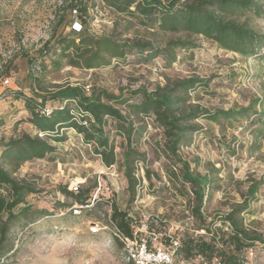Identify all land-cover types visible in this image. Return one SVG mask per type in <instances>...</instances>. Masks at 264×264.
<instances>
[{
	"label": "rangeland",
	"instance_id": "rangeland-1",
	"mask_svg": "<svg viewBox=\"0 0 264 264\" xmlns=\"http://www.w3.org/2000/svg\"><path fill=\"white\" fill-rule=\"evenodd\" d=\"M84 1L91 34L157 42L171 37L160 36L139 25L125 34L124 19L114 30L115 14L103 0ZM64 7L65 0H0V70L11 68L9 76L0 75V142L23 132L36 134L28 123L30 114L23 100L13 97L16 92L32 96L34 87L49 91L53 86L69 84L88 86L89 91L103 89L118 94L121 88L133 90L146 86L152 89L155 84H162L165 77L197 76L206 79L208 86L191 94L192 104L210 110H228L246 107L250 101L258 99L260 103L255 109L264 110V48L258 54L244 57L200 36L193 38L196 48L179 51L177 61L169 67H165L160 58L138 63L132 56L124 62L113 60L109 66L90 70L71 67L66 59L60 61L59 67L54 66L52 62L59 60L58 52L40 59L45 42L53 43L71 29L70 10ZM237 18L247 20L256 31L264 33V17L246 13ZM73 37L77 43L78 38ZM34 58L40 59V70L29 75L28 60ZM252 118L256 117L251 115ZM198 124L201 132L193 134L191 143L180 150V156L190 162L195 173L205 174L211 168L216 172L211 175L212 184L201 209L205 218L203 226L214 222L213 231L223 227L225 232H230L229 225H222L219 218L246 203L238 220L247 230L264 236V124L250 125L249 119L243 118L220 123L199 120ZM61 132L64 141L51 142L57 146L55 154L24 163L12 173L17 180L36 183L40 193L28 196L26 201L32 209H46L51 215L33 222L16 220L6 246V249L11 245L13 248L0 264H126L121 258L122 246L114 239V228L109 221L111 205L128 213L138 242L155 238V242L168 245L170 238L179 243L185 234L194 237L206 234L202 224L190 213L189 186L186 185L184 196L179 195L166 177L164 165L169 160L154 151L155 144L162 139L161 132L152 125L139 140V151L145 152L146 158L136 163V176L141 178V184L136 186L137 194L132 203L127 202V182L123 175L124 140L112 136L116 163L106 168L94 154L92 145L83 143L80 134L73 129ZM146 168L151 183L145 178ZM97 177L107 183L108 192L101 189L96 195L92 190ZM70 182L78 183L79 191L90 190L89 206L80 207L72 199L62 197L57 187L66 184L69 188ZM252 182H259V186L248 199L246 192ZM57 202H67L69 206L60 208ZM152 220L156 224L150 225ZM92 227L99 231L92 233ZM176 255L179 259L182 256L177 252ZM240 260L242 264H264V244L255 243L241 253ZM185 264L204 263L193 258Z\"/></svg>",
	"mask_w": 264,
	"mask_h": 264
},
{
	"label": "trees",
	"instance_id": "trees-1",
	"mask_svg": "<svg viewBox=\"0 0 264 264\" xmlns=\"http://www.w3.org/2000/svg\"><path fill=\"white\" fill-rule=\"evenodd\" d=\"M105 6L115 14L113 28L124 19L125 34L134 26L145 30L151 29L160 36L170 35L167 40L156 41L146 38H116L113 34L96 36L87 26L88 8L84 0H65V9L70 10L73 20L68 34H62L51 43H44L40 59L58 52L59 60L53 61L56 67L66 59L71 67L85 70L106 67L113 60L124 62L128 56L138 63H148L160 58L165 67L177 61L181 50L196 48L194 37H204L215 42L220 48L239 53L246 57L260 53L264 48V33L256 31L247 20L237 17L246 13L264 17V0H103ZM75 11V14H73ZM64 20L63 16L60 19ZM79 22V29L72 28L73 22ZM76 35L78 42L75 43ZM264 56V54H263ZM40 59H29L32 75L40 70ZM11 68L0 70V75L9 76ZM34 82L36 78L32 79ZM206 79L197 76L185 78H164L152 89L139 86L136 89L119 90L112 94L103 89H93L87 94L84 87L53 86L51 90L33 88L32 96L20 92L14 94V100L21 99L29 112L28 123L34 127V136L21 133L0 142V260L13 248L9 243L12 224L22 218L27 222L51 215L46 209H32L27 203L28 196L40 192L34 181L17 180L12 173L24 163L44 159L56 153L57 146L65 136L63 132L73 129L82 136L85 144L92 145L94 154L102 164L109 168L116 163L114 138L121 137L123 175L127 182L128 203L135 200L136 186L141 178L136 176V163L144 161L145 152L138 148L139 140L152 125L161 132V141L155 145V152L161 153L169 162L164 165L168 181L179 195L184 196L187 190L192 194L190 213L205 230V235L192 236L185 234L179 242L176 264H185L193 258L204 264H242L240 255L255 243L264 244V236L249 231L238 220L246 208V203L232 209L220 217L222 225H229L230 232L224 228L212 230L214 222L203 226L202 207L207 191L211 187V175L216 173L211 168L205 174L195 173L190 162L183 160L180 150L191 143L193 134L199 133L202 127L199 120L214 123L227 122L238 118L249 119L250 125L264 124V110L257 112L255 105L260 100L254 99L246 107L228 110H210L190 102L191 94L198 88L208 86ZM56 104L52 107V104ZM50 108L49 113H42ZM251 115L256 118L250 119ZM42 134L43 136H39ZM157 177V176H156ZM145 178L151 183L148 168ZM157 179H159L157 177ZM94 191L96 178L93 181ZM259 182H252L247 188V198L251 199L257 192ZM62 197L72 199L80 207L89 206L90 190L74 194L66 184L57 187ZM80 189V186H79ZM58 207L67 208V202H57ZM109 221L114 229L127 238L132 237L131 218L127 212L120 211L111 205ZM114 239L118 242L113 232Z\"/></svg>",
	"mask_w": 264,
	"mask_h": 264
},
{
	"label": "built area",
	"instance_id": "built-area-1",
	"mask_svg": "<svg viewBox=\"0 0 264 264\" xmlns=\"http://www.w3.org/2000/svg\"><path fill=\"white\" fill-rule=\"evenodd\" d=\"M73 14H75V11H73ZM79 27V22L75 20L73 22L72 28L78 30ZM7 82L8 81L5 80V83ZM84 90L87 94L89 93L88 86L84 87ZM41 112L47 114L50 112V108H44L41 110ZM39 136H42V134H39ZM69 184V190L74 194L78 193L79 184L74 182H70ZM105 184L107 183L103 179L97 177L96 188L94 190L96 195L99 193V191H101V189L106 192L109 191V188L105 186ZM149 223L150 225H154L156 224V221L152 220ZM146 227L147 225H145V228ZM114 230L115 236L122 246L121 258L126 264H176V251L179 245L176 239L170 238L168 245L155 242V238H150L149 241L142 239L140 242H138L135 238L136 231L132 232L131 238H127L123 234L119 233L116 229ZM98 231L99 228L97 227L91 228L92 233H97Z\"/></svg>",
	"mask_w": 264,
	"mask_h": 264
}]
</instances>
